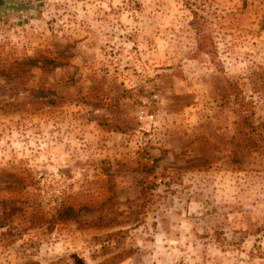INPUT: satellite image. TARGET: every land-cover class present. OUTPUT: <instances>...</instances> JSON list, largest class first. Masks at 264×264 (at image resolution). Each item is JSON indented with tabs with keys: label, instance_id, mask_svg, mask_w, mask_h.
Segmentation results:
<instances>
[{
	"label": "rangeland",
	"instance_id": "1",
	"mask_svg": "<svg viewBox=\"0 0 264 264\" xmlns=\"http://www.w3.org/2000/svg\"><path fill=\"white\" fill-rule=\"evenodd\" d=\"M190 2L0 0V264H264V0Z\"/></svg>",
	"mask_w": 264,
	"mask_h": 264
},
{
	"label": "trees",
	"instance_id": "2",
	"mask_svg": "<svg viewBox=\"0 0 264 264\" xmlns=\"http://www.w3.org/2000/svg\"><path fill=\"white\" fill-rule=\"evenodd\" d=\"M183 1H185L187 4H189L190 6L192 5V3L190 2V0H183ZM190 10V12L192 13V15H193V18L195 17L196 18V16H198V12L197 11H195L194 9H189ZM197 27V25L195 24V28ZM198 28V31H197V34H196V37H197V41H198V43H199V45H204V44H206L207 42V45L210 47L211 46V48L212 47H214V43H213V37H212V35H211V33H205L204 31H202L201 29H200V27H197ZM263 82H264V80H262ZM8 176H12V175H8Z\"/></svg>",
	"mask_w": 264,
	"mask_h": 264
}]
</instances>
